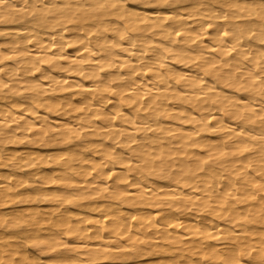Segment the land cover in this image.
<instances>
[{"label":"bare ground","instance_id":"1","mask_svg":"<svg viewBox=\"0 0 264 264\" xmlns=\"http://www.w3.org/2000/svg\"><path fill=\"white\" fill-rule=\"evenodd\" d=\"M43 256L264 264V0H0V264Z\"/></svg>","mask_w":264,"mask_h":264},{"label":"rangeland","instance_id":"2","mask_svg":"<svg viewBox=\"0 0 264 264\" xmlns=\"http://www.w3.org/2000/svg\"><path fill=\"white\" fill-rule=\"evenodd\" d=\"M4 211L6 212L7 210H4ZM28 251H29V250H28ZM29 253H30V254L33 253L32 250H30ZM31 255H34V253L31 254ZM35 257H36V255H35ZM50 259H51V257H49V256H47V257L43 256L40 262H41L42 264H45V263L49 262ZM43 260H45V261H43Z\"/></svg>","mask_w":264,"mask_h":264}]
</instances>
